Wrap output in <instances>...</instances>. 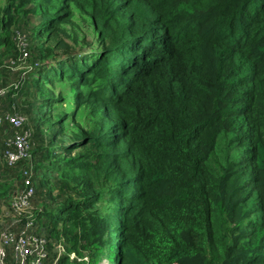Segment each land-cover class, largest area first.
<instances>
[{
	"label": "trees",
	"instance_id": "trees-1",
	"mask_svg": "<svg viewBox=\"0 0 264 264\" xmlns=\"http://www.w3.org/2000/svg\"><path fill=\"white\" fill-rule=\"evenodd\" d=\"M0 111L53 264H264V0H0Z\"/></svg>",
	"mask_w": 264,
	"mask_h": 264
},
{
	"label": "built area",
	"instance_id": "built-area-1",
	"mask_svg": "<svg viewBox=\"0 0 264 264\" xmlns=\"http://www.w3.org/2000/svg\"><path fill=\"white\" fill-rule=\"evenodd\" d=\"M1 121L10 124L12 128V135L6 139L5 147L2 149L3 159L7 164H10L21 158L25 153L26 143L24 135L26 131L18 130L22 123V116L15 111L0 113ZM31 193V183L28 177H25L19 191L8 199H12L11 204L17 215L8 221L7 219H0V264H42L43 262L46 251L43 237L26 234L24 230L27 228V223L15 224L19 213L26 211L25 208L27 206L29 208ZM5 247H9L10 251L8 261ZM59 247L61 249L60 245Z\"/></svg>",
	"mask_w": 264,
	"mask_h": 264
},
{
	"label": "rangeland",
	"instance_id": "rangeland-1",
	"mask_svg": "<svg viewBox=\"0 0 264 264\" xmlns=\"http://www.w3.org/2000/svg\"><path fill=\"white\" fill-rule=\"evenodd\" d=\"M23 18H27L28 20L25 21H20V22H16L15 25L13 27L16 28L13 31V39L15 41V44L18 48V53L14 56H11L10 54L7 55V61L9 60L10 64V69L12 71L15 72V68L16 66H20V65H24L25 64V59H26V46H25V42L27 41V35H30V29H31V24H33L36 20H37V16L32 15L30 13H27L23 16ZM76 34V38L78 40V42H83L81 41V39L83 38L85 41L87 39L91 38V33L89 32V30L84 26L83 23H79V27L76 28V30L74 31ZM88 46L86 44V42L82 43V47H86ZM81 47V48H82ZM25 48V49H24ZM78 49V48H76ZM12 53H15L14 51ZM14 57V59H13ZM11 109V108H10ZM8 110V108H7ZM0 113H2V111H0ZM12 135V128L11 125L6 123L5 121H1L0 122V160L3 157L2 156V149L5 147V141L7 138H9V136ZM11 200H3L0 199V219L4 220L7 219L10 220L11 218H14L17 214H16V210H14L12 204H11ZM26 210L28 209V206L25 208ZM46 248H52L53 251H55V255L58 254L61 249L59 247V244L57 242H52L51 246H48ZM5 253H6V259L8 261V259L10 258V251H9V247H5ZM58 251V253H57ZM54 255V256H55ZM56 260V256L53 259H50L47 261L46 264H53ZM100 262L102 264H107V259H102L100 260Z\"/></svg>",
	"mask_w": 264,
	"mask_h": 264
},
{
	"label": "crops",
	"instance_id": "crops-1",
	"mask_svg": "<svg viewBox=\"0 0 264 264\" xmlns=\"http://www.w3.org/2000/svg\"><path fill=\"white\" fill-rule=\"evenodd\" d=\"M4 159H3V157L1 158V160H0V162H2Z\"/></svg>",
	"mask_w": 264,
	"mask_h": 264
}]
</instances>
